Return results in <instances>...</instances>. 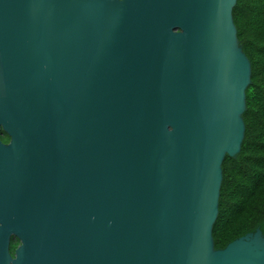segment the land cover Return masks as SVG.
<instances>
[{"label": "water", "instance_id": "1", "mask_svg": "<svg viewBox=\"0 0 264 264\" xmlns=\"http://www.w3.org/2000/svg\"><path fill=\"white\" fill-rule=\"evenodd\" d=\"M235 3L0 0V264H264L259 229L212 238L250 83Z\"/></svg>", "mask_w": 264, "mask_h": 264}, {"label": "trees", "instance_id": "2", "mask_svg": "<svg viewBox=\"0 0 264 264\" xmlns=\"http://www.w3.org/2000/svg\"><path fill=\"white\" fill-rule=\"evenodd\" d=\"M232 19L237 42L250 63L245 89V126L239 153L225 156L218 215L212 227L215 249L259 229L264 236V0H236ZM0 140L8 143L6 134ZM18 246L11 239L13 255Z\"/></svg>", "mask_w": 264, "mask_h": 264}]
</instances>
